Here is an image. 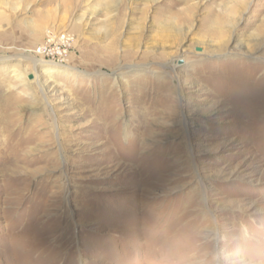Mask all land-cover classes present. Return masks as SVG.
Instances as JSON below:
<instances>
[{
    "label": "rangeland",
    "instance_id": "obj_1",
    "mask_svg": "<svg viewBox=\"0 0 264 264\" xmlns=\"http://www.w3.org/2000/svg\"><path fill=\"white\" fill-rule=\"evenodd\" d=\"M101 1L0 0V264H188L264 206V0Z\"/></svg>",
    "mask_w": 264,
    "mask_h": 264
},
{
    "label": "clouds",
    "instance_id": "obj_2",
    "mask_svg": "<svg viewBox=\"0 0 264 264\" xmlns=\"http://www.w3.org/2000/svg\"><path fill=\"white\" fill-rule=\"evenodd\" d=\"M226 210L225 223L216 209H206L202 244L189 253L188 264H264V206L229 202Z\"/></svg>",
    "mask_w": 264,
    "mask_h": 264
},
{
    "label": "bare ground",
    "instance_id": "obj_3",
    "mask_svg": "<svg viewBox=\"0 0 264 264\" xmlns=\"http://www.w3.org/2000/svg\"><path fill=\"white\" fill-rule=\"evenodd\" d=\"M153 1H155V0H153ZM120 5V2H119V0H102L101 2H100V6L102 7V10L104 11V12H108L111 8H113V7H117V6H119ZM109 14V13H108ZM160 22H158L159 23V26H165V25H167V26H173L175 23H174V21H169V20H159Z\"/></svg>",
    "mask_w": 264,
    "mask_h": 264
},
{
    "label": "built area",
    "instance_id": "obj_4",
    "mask_svg": "<svg viewBox=\"0 0 264 264\" xmlns=\"http://www.w3.org/2000/svg\"><path fill=\"white\" fill-rule=\"evenodd\" d=\"M49 47H50V45H48V44L41 46V48H40V52H41L43 55L46 54L47 51L49 50Z\"/></svg>",
    "mask_w": 264,
    "mask_h": 264
}]
</instances>
